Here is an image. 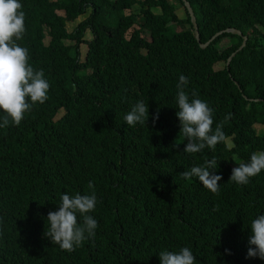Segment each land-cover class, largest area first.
Here are the masks:
<instances>
[{"label":"trees","instance_id":"16d2710c","mask_svg":"<svg viewBox=\"0 0 264 264\" xmlns=\"http://www.w3.org/2000/svg\"><path fill=\"white\" fill-rule=\"evenodd\" d=\"M178 1L184 17L171 0H19L26 31L17 43L50 88L19 126L0 128V264H161V251L184 247L195 264H264L247 255L251 222L264 214V170L246 185L230 180L264 151V130L254 126L264 125V0H189L201 42L228 26L247 35L228 66L242 36L224 31L200 46ZM181 74L189 100L214 110L213 130L223 124L214 151L183 152ZM141 100L146 124L128 126ZM213 158L218 193L182 177ZM89 181L95 236L62 250L44 235L47 215L62 194L91 195Z\"/></svg>","mask_w":264,"mask_h":264},{"label":"clouds","instance_id":"9594fccd","mask_svg":"<svg viewBox=\"0 0 264 264\" xmlns=\"http://www.w3.org/2000/svg\"><path fill=\"white\" fill-rule=\"evenodd\" d=\"M21 9L19 0H0V110L6 113L0 122V128L7 127L10 123L19 126L33 105L47 101L50 88L43 70H34L29 64L28 49L17 43L26 31L24 12ZM188 83V78L181 74L177 83V116L181 123L180 132L187 139L183 152L198 153L206 147L214 151L216 145L225 139L223 124H217L213 130L214 110L207 102L198 98L189 100V95L184 90ZM148 116V103L141 100L125 115L124 120L128 126L134 127L146 124ZM158 118L159 110L153 123ZM174 147H178V144ZM238 165L232 169L230 180L238 185H246L251 177L264 170V151L253 153L250 162ZM216 168L217 161L213 158L206 160L203 166H193L181 172V175L189 180L197 178L205 188L216 194L220 190L218 181L222 179L221 175L215 174ZM88 188L93 189L91 195L62 194L59 209L50 211L47 215L48 228L44 235L62 250L74 251L86 239L95 236L98 222L89 215L95 211L97 204L92 181L88 182ZM77 214L83 217L82 223H78ZM250 227L252 234L248 240L250 247L247 255L264 259V214L255 218ZM159 258L161 264H195L196 260L188 247L179 252L161 251Z\"/></svg>","mask_w":264,"mask_h":264},{"label":"water","instance_id":"95a60500","mask_svg":"<svg viewBox=\"0 0 264 264\" xmlns=\"http://www.w3.org/2000/svg\"><path fill=\"white\" fill-rule=\"evenodd\" d=\"M189 15H190V20L192 22V26H193V30H194V34H195V38L196 40L199 42L200 46H205L211 39H213L216 35L224 32V31H229V32H234V33H238L242 36V41L241 43L239 44V46L233 50L231 52V54L228 56L227 60H226V65L228 66V63H229V59L231 58V56L237 51L239 50L240 48H242L244 45H245V42H246V39H247V35L242 33V31L239 29V28H236V27H233V26H228V27H225L223 29H220L218 31H216L208 40H206L205 42H201L200 41V36H199V30H198V26H197V22H196V17H195V14H194V11H193V8L189 2V0H182ZM237 83V82H236ZM237 85H239L237 83ZM256 99H260V97H257Z\"/></svg>","mask_w":264,"mask_h":264},{"label":"rangeland","instance_id":"374dc122","mask_svg":"<svg viewBox=\"0 0 264 264\" xmlns=\"http://www.w3.org/2000/svg\"><path fill=\"white\" fill-rule=\"evenodd\" d=\"M171 1L174 3V7H175V10H176V13L180 17H184L185 16L184 9H183L182 5L179 3V1L178 0H171ZM137 8H138V6L136 4H134L131 9H137ZM126 11H128V10H126ZM84 16H85V14H81L74 20H68L67 21V28L70 30L75 25V23H77ZM170 25L172 26V28H175V29H178L180 27L179 25H177V24H175L173 22H171ZM84 36L86 38H89L91 36L90 32L87 30ZM226 40H227L226 38H223L222 42H226ZM80 47H81V53H83L85 48H86L85 43H81ZM222 65H223L222 61H218V62L214 63V67L215 68L221 67ZM254 126L256 127L258 132H261V131L264 130V125L255 123Z\"/></svg>","mask_w":264,"mask_h":264}]
</instances>
